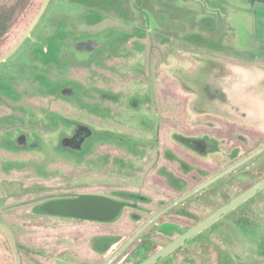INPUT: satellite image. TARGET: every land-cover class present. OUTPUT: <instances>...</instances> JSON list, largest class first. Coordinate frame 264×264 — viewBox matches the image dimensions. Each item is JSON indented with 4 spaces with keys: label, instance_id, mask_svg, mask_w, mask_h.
I'll return each mask as SVG.
<instances>
[{
    "label": "rangeland",
    "instance_id": "obj_1",
    "mask_svg": "<svg viewBox=\"0 0 264 264\" xmlns=\"http://www.w3.org/2000/svg\"><path fill=\"white\" fill-rule=\"evenodd\" d=\"M222 1L228 9L211 12L216 18L220 12L226 13L224 19L232 28V35L224 31L225 35L221 37L220 32L221 49L213 43L218 38L207 45H197L202 40L190 26H176V36L159 34L157 54L145 55L144 65L142 62L136 65L132 60L131 43L135 39L125 32L124 23L109 26V18H105L91 29L81 30L82 23L89 25L88 18L81 14L87 5L84 0H59L56 6L48 9V16L59 12L67 25L70 23L69 29L59 28L70 31L66 35L68 41L64 43L62 38L50 41L37 33L44 30L49 36L56 28L49 27L50 18L44 19L46 29L39 30L41 24L37 26L35 40L41 42L45 38L44 46L64 47L63 54L72 52L74 59L81 62L79 69L70 70L71 79L67 80L76 95V102L69 100V104L78 106L81 113L95 120L105 117L111 139H120L122 145L131 141L136 143V140L144 143L147 139L143 140L139 135L152 139L159 128L160 143L155 150L160 152L166 145H171L178 159L185 158L190 173L184 174L185 170L183 172L180 166L183 162H165L162 158L155 165L152 162H149L152 165L125 162L131 163L132 167L119 173L114 169L108 173L104 169L95 170V166L89 167L87 162L79 166L54 162L49 166L52 177L43 181L31 174V168L8 166L2 170L5 166L0 162V218L13 227L20 246L21 264H134L140 258L139 252L144 251L147 255L158 251L159 245L183 234L264 176V7L248 0ZM39 2L33 0L35 4ZM36 7H30L31 14ZM28 14L25 20L21 18L9 36L0 39L2 46L7 47L15 40L27 24ZM147 18L150 31H156L160 25L158 21L155 23L151 16ZM189 33L190 36H186ZM33 40H27L6 63L0 64L2 71L10 72L14 80L25 79L30 70L27 53L34 48ZM141 43L150 51L156 45L152 37ZM29 76L32 77V73ZM138 83L143 94L135 97L130 90ZM94 95L111 100L116 105L111 106L112 112L108 114L109 107L102 102L106 100H96L91 106L93 101L83 98ZM101 128L89 130L95 136L102 132ZM173 131L187 136L200 150L186 147V151L180 140L170 139ZM112 151L115 157L122 156L118 148L112 147ZM0 155L28 157L27 154L16 156L3 151ZM160 170L180 177L186 184L185 191L180 193L178 188H170ZM12 181L20 182L23 188L38 184L41 191L28 196H12L3 187L4 183ZM124 189L149 194L154 203L163 201L166 205L156 210L151 204L149 207L153 212L136 228L128 225L130 222L126 217L114 224L102 225L37 217L23 211L39 197L44 199L62 192L109 194ZM262 202L264 190L233 209L232 215L221 217L216 225L211 227V224L189 239L180 250L162 258L160 264H264ZM180 208H187L186 217L178 215ZM175 209L177 215L172 213ZM168 212L178 229L170 230L167 236L158 235L155 228L166 220ZM2 231L0 264H15L13 253L8 250V237ZM100 235L120 238L102 256L92 249V239ZM146 241L149 247L144 246ZM142 248L145 249L141 251Z\"/></svg>",
    "mask_w": 264,
    "mask_h": 264
},
{
    "label": "flooded vegetation",
    "instance_id": "obj_2",
    "mask_svg": "<svg viewBox=\"0 0 264 264\" xmlns=\"http://www.w3.org/2000/svg\"><path fill=\"white\" fill-rule=\"evenodd\" d=\"M44 1L45 0H40L38 4H35L33 0H0V39H5L6 35L9 36L18 26L21 18L25 20L27 12L29 13L27 24L9 46H2L0 41V59L15 46L30 27L39 14ZM58 1L59 0H49L28 36L14 52L4 60H0V64L3 65L17 53L27 40L34 39V48L27 53L28 56H30V70L25 79L14 80L12 75H10L11 73L2 71V67L0 66V151L16 156L22 154L28 155L25 159L18 157L9 158L0 155V162L5 166L2 167V170H5L8 166H12L15 169H19L20 167L23 169L31 168L32 175L45 181L52 177L53 173L50 174L49 166L54 162H65L74 164L75 166L87 162L89 163L87 164L89 167L95 166V170L104 169V171L108 173L111 169H114L119 173L126 172L132 167L131 163L125 162H148L149 165H155V163L162 158L165 162H183L180 166L183 172L185 170L184 174L190 173V168L184 163L186 162L185 158L180 157L179 160L172 150L171 145H166L163 151L160 152L159 150H155V146L157 145L158 147L160 143L158 142L159 128H157V134L152 139L140 134L139 136L143 140L147 139L144 143H139L136 140V143L131 141L129 143L125 142L124 145H122L120 139L116 141L111 139V135L108 132L110 127H106L108 122L104 119L105 117L95 120L90 115L81 113L78 106L76 107L74 104L71 106L69 104V100L76 102V95L73 94L74 90L71 88L72 85L69 84L67 80L71 79L69 76L70 70L74 67H78L79 69L81 62L74 59L72 52L63 54L64 47L61 49L56 46H44L42 42L45 38H43L41 42H38L35 40L34 34L39 24H41L39 30L46 29L47 23L44 19L50 18L49 22L51 25L49 27L56 28L51 30L48 34L49 36L45 35L46 31L44 30H38L39 32L37 33H39V35L42 33L43 37L50 39V41L57 38H62L64 43L68 41L67 37L69 36L66 35L70 31L59 28L63 26L69 29L70 23L67 25V22L63 20V16L59 14V12H53L50 16H48L47 13L48 9L51 6H56ZM84 1L87 5L82 8L81 14L85 15L86 19L88 18L86 22L90 27L82 23V26L78 24V26L80 25V29H91L93 25L103 22L105 18H109V26L113 23H124L125 32L129 33L128 36L130 38L135 39L131 44L133 45L132 53L134 55L132 60L133 62L136 61V65L140 62H142L141 65H144L145 55L157 54V44L160 41L159 34L164 33L167 37L178 35L174 31H178L176 26H190L191 30L197 33V36L204 42L196 43L197 45H207L209 42L213 41L212 39L217 40L218 38V41H213V43H217L220 49L222 48L219 38L220 32H222L221 37L225 35L224 31H228L230 34L232 33V28L224 19L226 18V13L220 12L217 18L211 13L213 10L219 8L222 10L228 9L222 0H181V2L178 0ZM113 1H115L116 4H111ZM248 1L254 5L257 3L261 4L259 6L262 8L264 7V0ZM184 4H187V6L184 7ZM31 6L33 9L37 6L32 14ZM223 6L225 8H223ZM257 7L258 6H256L255 9H257ZM148 16H151L155 23L158 21V24H160L154 32L150 31L151 29L148 26L150 22L147 18ZM159 18H161V20H158ZM182 31L183 29H181V32ZM138 34L140 36H137ZM190 34L191 33L186 36H190ZM150 37H152L154 41L153 44H156L153 46L152 51H150L149 47L145 50V46L141 43V40ZM126 42H128V40ZM149 52L153 54H149ZM152 63H154V61H152ZM29 73H32V77L29 76ZM139 83L142 84L143 82ZM139 83L133 85L130 90L131 95L135 97L143 94V92H140ZM83 98H90L89 100L93 101L90 103L91 106L96 104V100H106L102 102L109 107L108 114L112 112L111 110L113 107L111 106L115 105L111 100H108L107 97L101 98L100 96L94 95L92 97L83 96ZM131 103L133 106L136 105L134 101ZM102 107L104 108V106ZM97 126H102V132H97L95 136H93L94 134H92L89 128L95 130ZM170 139L174 142L180 140V144H182L185 149L189 147L197 151L200 150L193 146L194 141H190V139L182 133L177 134L176 131H173ZM112 142L115 143L113 144ZM120 145L121 147H118ZM112 147L118 148L122 156L115 157ZM149 162H152V164ZM161 170L160 174L169 184L170 188H178L177 190H179L180 193L185 191L186 184L183 183V185H178V183L181 184V182H184L180 177L171 172L166 173ZM160 174L158 173L159 176H161ZM3 187H5V191L8 194L16 197L21 195L28 196L41 191V187L38 184H33L30 188H23L20 182L17 181L4 183ZM115 192H120L122 195L116 196ZM91 194L113 198L123 201L126 204L122 208L120 214L109 222L75 218L66 219L110 225L116 223L121 217H126V220L130 222L128 225L132 228H136L143 222L145 216L153 212L149 207L151 204L154 205L153 208L156 210L166 205V202L163 201L154 203L152 196L149 194H140L124 189L111 191L109 194L104 192H62L60 194L46 196L44 199L39 197L31 202L29 206L27 205L28 207H25L23 211L37 217H58L65 219V217L52 216L45 213L41 210V206L52 200L75 198L80 195ZM172 213L173 215H177V210H173ZM168 214L166 220L161 221L155 228L158 235L167 236L170 230L178 229L176 224L171 221V213L168 212ZM133 215L140 216V219L134 220L132 218ZM178 215L186 217L188 215L187 208H180L178 210ZM8 227L11 230L13 229V227Z\"/></svg>",
    "mask_w": 264,
    "mask_h": 264
},
{
    "label": "water",
    "instance_id": "obj_3",
    "mask_svg": "<svg viewBox=\"0 0 264 264\" xmlns=\"http://www.w3.org/2000/svg\"><path fill=\"white\" fill-rule=\"evenodd\" d=\"M49 0H45L42 8L34 19L30 27L26 30L20 40L15 44V46L0 60H4L16 48L23 42V40L28 36L33 26L36 24L41 13L47 6ZM264 188V177L253 184L248 189L244 190L242 193L231 199L229 202L221 206L219 209L211 213L205 219L200 221L198 224L179 235L173 241H171L166 246L162 247L160 250L155 252L153 255L148 257L146 260L140 264H155L160 259L166 257L171 252L176 250L178 247L182 246L189 239L199 234L201 231L206 229L208 226L216 222L218 219L223 217L225 214L231 210L238 207L240 204L245 202L248 198L255 195L257 192ZM125 202L119 201L113 198L105 197L102 195H80L75 198L68 199H58L46 202L41 206V210L52 216H59L65 218H75V219H85L94 220L100 222H109L114 220L121 212L122 208L125 206ZM0 229H2L9 240V244L15 259V264H21V256L16 244L15 236L13 231L4 223L0 222Z\"/></svg>",
    "mask_w": 264,
    "mask_h": 264
},
{
    "label": "trees",
    "instance_id": "obj_4",
    "mask_svg": "<svg viewBox=\"0 0 264 264\" xmlns=\"http://www.w3.org/2000/svg\"><path fill=\"white\" fill-rule=\"evenodd\" d=\"M188 169V168H187ZM264 177V176H263ZM263 177H261L259 180H261ZM258 180V181H259ZM184 182H181V184H183ZM255 184V183H254ZM180 187V186H179ZM251 187V186H250ZM11 189V188H10ZM18 189V188H17ZM263 190H264V188H263ZM263 190H260L259 192H257L255 195H253L252 197H250V198H248L245 202H243L242 204H240L239 205V207H241L242 205H244V204H246L247 202H249L252 198L254 199L256 196H258V195H260L261 193H262V191ZM243 192V191H242ZM242 192H240V193H242ZM239 193V194H240ZM238 194V195H239ZM115 195L116 196H121L122 194L120 193V192H115ZM237 196V195H236ZM235 196V197H236ZM234 198V197H233ZM232 198V199H233ZM229 202V201H228ZM227 203V202H226ZM225 203V204H226ZM263 204H264V202H262ZM224 205V204H223ZM222 205V206H223ZM238 207V208H239ZM219 209V208H218ZM237 208H235V210H236ZM235 210H231L230 212H228L227 214H225L223 217H228L229 215H232L233 213H234V211ZM132 218L134 219V220H138V219H140V216H138V215H133L132 216ZM205 219V218H204ZM220 220V219H219ZM218 220V221H219ZM0 221H2V222H4L5 223V221H3V219H0ZM202 221V220H201ZM218 221H216L214 224H212L211 225V227L213 226V225H216L217 224V222ZM199 223V222H198ZM198 223H196V224H198ZM7 224V223H6ZM195 224V225H196ZM194 225V226H195ZM11 227V226H10ZM192 228V227H191ZM190 229V228H189ZM189 229H187V230H189ZM207 229V228H206ZM205 230V229H204ZM203 230V231H204ZM0 231H2V230H0ZM203 231H201L199 234H201ZM2 233H4L3 231H2ZM5 234V233H4ZM181 235V234H180ZM198 235V234H197ZM16 240V239H15ZM120 240V238H119V236H116V235H100V236H96V237H94L93 239H92V249L94 250V252L95 253H97L98 254V256H102V255H104L114 244H116L118 241ZM171 241H173V240H171ZM171 241H168L167 243H164V244H162V245H159L160 246V249L162 248V247H164V246H166L167 244H169ZM16 243H17V240H16ZM8 245H9V243H8ZM184 245V244H183ZM144 246L145 247H149V242L148 241H146L145 243H144ZM17 247H18V249H20V246H19V244L17 243ZM183 246H180V247H178L176 250H174L173 252H171V253H175V252H177L178 250H180L181 248H182ZM145 248H142L141 249V251H143ZM159 249V250H160ZM8 250L10 251V253L12 254V250H11V247H10V245L8 246ZM157 252V251H156ZM155 253V252H154ZM154 253H150V254H144V251L143 252H139V259L136 261V262H133L134 264H140L141 262H143L144 260H146L148 257H150L151 255H153ZM170 253V254H171ZM160 261H161V259L158 261V262H156L155 264H160ZM22 264H23V262H22Z\"/></svg>",
    "mask_w": 264,
    "mask_h": 264
}]
</instances>
